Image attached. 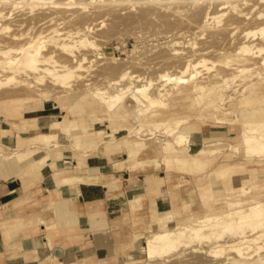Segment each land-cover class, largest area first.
<instances>
[{
  "label": "rangeland",
  "instance_id": "1",
  "mask_svg": "<svg viewBox=\"0 0 264 264\" xmlns=\"http://www.w3.org/2000/svg\"><path fill=\"white\" fill-rule=\"evenodd\" d=\"M17 1L23 2L25 0ZM41 1L43 3L36 6L34 11H31L30 6L24 3L16 6L0 3V12L5 16L0 18V48L11 49L9 61L13 65H20L23 53L22 48H27L30 43L38 38L39 45L43 48L44 54L50 52L49 50L51 48L47 45V36H49V32L53 28H58L63 32L88 27L87 38L91 41H95L97 46L100 45V49L94 50L93 48L84 47L76 49V53L79 55L82 53L87 54L91 62L85 63L84 66L87 69L82 72L85 77L73 82L75 86L73 85L71 87L72 89L55 86L50 83L48 79H45L42 83H34L32 86L22 85L19 88H16L15 84L9 86V89H17L21 92L15 95H2V89L0 87V114L3 115V117H0V151L3 150L1 149L3 146L4 149L14 148L13 138L18 133L22 139L28 140L29 143L31 141L32 147L36 146V148H39L36 156L32 159L33 161L46 152V149H44L40 143L34 144V138L39 135L47 134L48 132L56 133L58 134L57 141H54L52 144L58 145V147L52 149L54 152L61 151L59 159L68 163V167H66L65 170L66 173H64L65 176H86L82 175L81 171L76 168L78 159L81 157L80 155L85 152L87 154L85 160L87 161V159L98 152L101 155L100 157L103 158L104 164H107L109 160V165L108 167L106 165L104 168H100L97 173L100 174V176L111 174L110 176H112L113 183L119 184V177H116V174H119L120 171L130 169L128 153L125 150L118 151L111 149L112 151H107L105 145L109 143L116 145L117 143L127 142L129 140L137 143L142 141L143 145H141V147L144 145L146 147H144L140 154V159L156 158L157 161L154 164L158 165V163H160V168L155 169L153 165H150L145 168L137 167L134 171L141 173L139 179H144L149 174L151 176L153 174L156 180L159 177L164 178L161 183L165 184V189L157 195L160 201L156 202L154 205L151 202V208L147 205V199L145 200L142 197L141 204L143 206V211L139 213L140 219L136 220L137 222L127 223L125 229L127 228L129 230L126 231V233L125 229L120 227L124 230V233L120 234L116 240L111 241V246L108 247L107 250L102 251L98 257L64 259V261H60L59 259H55V257L53 258L50 252L49 254L47 253V256H49L48 260L46 262H41V264L52 262H54V264H220L224 260L227 263L228 261L226 259L234 255L228 251L218 258H212L201 251L192 252V248L188 247L168 257L149 260L142 250L145 246L146 238L151 235V232L160 231L163 229V226L173 228L176 224L189 222L193 220L194 217H203L206 213H220L228 209V204L231 201L242 203V205L245 206L252 204L256 199L264 202V157H246L241 145H239V151H235L233 147L228 148L227 143L232 144V146L238 145V143L240 144V126L236 123L232 125L229 124L231 119L235 120L233 115H228V122L226 121L227 123L223 122L222 124L217 123L212 117L213 114H218V116L225 115V103L229 101V98H227V92H225V83L222 81L218 82L216 80L217 84L209 85L215 83V80L211 81L210 75L214 74L216 71L222 72V74L225 75V69H229L232 64L224 62V60L226 57H231L232 55L223 52H225V48H233L234 44L237 43V40H232V42H234L232 44L230 41L232 38L228 39L224 34L225 22L229 18V15L225 12V6L216 7V3L211 0H121V2L120 0ZM68 2L76 4L59 5L60 3ZM177 7H180V14L174 13V9ZM239 8L247 11L246 6H241ZM204 10L216 11V19L213 20V22L210 20L211 23H209H213L211 26L209 24L207 28L203 29L199 27V29L198 26H201L204 21ZM55 13H57V15ZM71 13H73L75 17L71 21H68L65 17ZM51 14L58 16V19L54 22H48L49 19L45 17ZM192 14H196V16L193 17ZM241 26L240 30L247 32L253 31L256 27L252 22ZM235 38L234 36V39ZM253 39L254 37L251 38V40ZM172 40L175 41L169 44ZM212 49L217 52H210V50L214 51ZM97 51L99 53H96ZM202 51H205L206 54ZM100 53H102L103 56ZM55 55L61 60L67 57L59 53H55ZM188 59L195 62L205 59L206 63L205 65L198 66L196 69L197 73L195 74L197 78L195 80L184 83L180 88L175 87L174 89L172 84L165 87H171L172 90V95L166 99L168 108H156L160 111V115L155 117L154 120L156 119V121L160 120L159 122H162L171 120L172 117H174L175 120H189L185 121L187 123L181 125L182 127L192 126L191 130H187L190 133L189 142L182 144V146L177 145L176 147L178 150L185 149L188 156H191L190 159H192L193 162L188 161L183 164L174 163L172 166L168 167L167 170L162 161L164 152L161 145L164 143V139L169 138L173 140L174 137H168L167 134L164 133L165 127L162 125L159 126L158 131L154 123L149 124L148 121H145L147 123L138 121L132 114L130 117L124 118H120L117 115L114 121L113 119L105 118L106 113L104 106L86 93V91L90 90L92 87L89 86V88L86 83L92 82L94 87H103L105 86V76L106 78H116L123 70H127L125 68H128L127 71L130 70L129 72L131 74L135 76L140 75V77H142V80L136 82V84L143 85L149 80H152L154 87L163 83L159 81V74L166 73V71L169 73H177L179 70L178 68L183 66ZM19 72V74H16L18 78H26L28 76V73L23 70ZM12 75L14 74L10 70L1 72L2 79H5L6 76L12 77ZM129 81V79H126L123 81L124 83H122L129 84ZM193 82L209 85V87H207V95L203 97L201 104L198 103L191 91L192 85L190 84ZM230 84H232V86L234 85L232 81L229 82V85ZM76 86H79L80 89ZM86 86L88 89H86ZM45 90H50L49 93L51 94L52 92L53 94L50 103L46 105L49 106L48 108L50 110L45 108L47 111L41 112L39 117L35 120L29 121L24 119L25 112L40 110H31L32 107L30 105L23 106L26 97L34 96V98H36L38 97V92L40 93ZM54 94L60 98H57ZM81 96L82 98L80 99ZM61 100L65 101L64 107L60 105ZM212 100L214 101L211 108L205 107V104ZM18 101L20 102L17 103ZM74 101H77L75 104L76 108L79 107L80 104L82 106L86 105L85 107H96L97 115L94 113L95 117L91 118L87 110L81 113L73 112L72 110L75 108L72 107L69 109V107ZM125 102L132 111L135 102L130 98V95H127ZM44 103L47 104V102ZM19 104H21L22 107H19ZM219 104L223 105L222 108L218 110ZM57 107L58 109L51 110ZM226 107H228V105H226ZM33 114L38 113L28 114V116H32ZM11 117L15 120L9 121ZM65 117L70 120H77L79 125H86L88 127L89 130L87 133H89V136L84 138V141H91L90 138L93 137V142L89 144V147L93 149L77 148L74 146L73 137L71 138V136L64 134L60 128H47L53 123L64 121ZM92 119L95 120L92 122ZM152 120L151 118L149 121L152 122ZM138 126L140 129L146 127L145 133L143 129L142 133L137 134L135 130H138ZM41 127H43V129H41ZM78 129H81V127ZM256 134H264V129L257 131ZM204 136L211 137L203 142ZM97 137L102 138L98 139ZM5 139L6 142L3 141ZM102 142L105 143L102 144ZM81 143H83V140L78 141L77 146L81 147ZM214 144H218V146L213 149ZM224 144L225 148H223ZM69 145L73 146V149L70 148ZM26 146H30V144ZM26 146L18 144V150L25 152L30 148ZM95 148H97L95 152L92 151ZM10 149H6V151ZM193 149L196 150L192 151ZM69 152L74 153L75 162L72 159L64 158V156L69 155ZM0 160H2V158H0ZM194 160H198L197 163L199 167H197V169H193L195 166ZM86 161L85 167L95 166L93 163L88 165ZM4 162L3 171L10 175L12 173V176L18 175L17 171L28 165L27 162L19 164L17 157L12 154L11 158ZM236 162H240L242 166L237 169H232V166H234ZM113 163L116 164L113 165L114 167L110 168L109 166ZM120 163H122V165H120ZM223 164H225V170L229 171V175L222 178V182H219L217 181L218 178L216 179L213 176L216 173V168ZM15 166H18L17 170L15 169L16 171L10 173ZM50 169L52 168L50 167ZM50 169L46 170L50 171ZM201 174L207 177L204 178V181L199 179ZM126 178H129L128 174ZM134 181L135 180L130 181L132 184H130L131 186H133ZM250 181L253 182V186L248 183ZM243 182L247 183L246 190L248 191H246L247 193L244 196L239 194V188L227 189L230 188L229 186L237 187ZM125 186H129V182H127ZM198 186L202 187L199 188ZM125 190L130 189L127 188ZM125 196L126 195H121L119 199L123 204L128 202L127 196ZM62 201L63 200L60 199L56 202L57 209H60L61 206L64 205ZM161 201L167 203L165 208L159 206ZM186 202L188 204L187 206ZM53 205L54 204H52L51 207H53ZM54 217L57 219L58 228L60 229L61 224L65 223L64 221H67L66 219L69 217L67 208L63 211L58 210L57 216L55 215ZM152 220L155 221V223L159 222V225H153ZM148 222L149 225L147 224ZM58 233L59 230H56L54 236L58 235ZM228 237L229 235H226V239H229ZM50 243L52 247H55V242L51 240ZM22 245L28 250H31L35 258L42 256L44 259L46 257V252L50 251L44 250L41 251V254L39 253L38 250L43 245L40 239L32 238L23 242ZM214 246L211 244H200L199 248L207 249L210 247L209 249H213ZM262 254H264V251ZM250 255H255V253H250ZM246 258L239 259L235 264H252L251 260H247ZM228 264L231 263L228 262Z\"/></svg>",
  "mask_w": 264,
  "mask_h": 264
},
{
  "label": "bare ground",
  "instance_id": "2",
  "mask_svg": "<svg viewBox=\"0 0 264 264\" xmlns=\"http://www.w3.org/2000/svg\"><path fill=\"white\" fill-rule=\"evenodd\" d=\"M211 1L216 3V7L225 6V12L229 15V18L225 22L224 34L226 38H232L230 40L231 42L232 40H237V43L234 44L233 48H225V52L222 51L225 54L232 55L231 57H226L224 60V62L231 63L232 66L229 69H225V75L219 71H216L214 74L210 75L211 81L215 80V83H211L209 85L217 84L216 80L218 82L222 81L223 83H225V92H227V98H229V101L225 103V115L218 116V114H213L212 117L217 123L222 124L223 122H228V115H233V117H235V120L231 119L229 124L232 125L233 123H236L238 126H240V144L238 143V145L232 146V144L227 143L228 148L233 147L235 151H239V145H241L243 147V153L246 157H264V134H256L257 131L264 129V0ZM0 3L11 4L15 6L24 3L30 6L31 11H34L35 7L39 4H42L43 2L41 0H25L23 2H18L17 0H0ZM73 4L76 3L68 2L60 3L59 5ZM241 6H246L247 11L240 9L239 7ZM204 11V21L202 22L201 26H198V28H207L211 23L210 20L213 22V20L216 19V11ZM174 13L180 14V7L175 8ZM55 14L57 15V13ZM192 16L194 17L196 16V14H192ZM3 17L5 16H3L2 12H0V18ZM74 17V14L71 13L68 14L65 18L68 21H71ZM45 18L49 19L48 22H54L58 19V16L51 14L49 16H46ZM249 22H252L256 25L253 31L247 32L244 30H240V28L242 27L241 25H246ZM212 24H210V26ZM87 30L88 27H83L75 30L61 32L58 28H53L49 32V36H47V45L51 48L49 50L50 52L44 54L43 48L39 45L38 38L32 43H30L27 48H22V60L19 66L13 65L9 61L11 49L0 48V87L2 89L1 94L4 96H6L7 94H20V91H18L17 89H9V86L14 84L16 85V88H19L22 85L32 86L34 83H42L45 79H48V81L55 86L72 89L71 87L74 85L73 82H75L76 80L83 79L85 77L82 73L83 70L87 69L84 66L85 63L91 62L87 54L82 53L79 55L76 53V49H80V47L93 48L94 50L100 49V45L97 46V43L95 44V41H91L87 38ZM234 36L236 37L235 39ZM253 37L254 39L251 40V38ZM174 41L175 40H172L171 42H169V44L173 43ZM233 43L234 42H232V44ZM210 52L217 51L210 50ZM55 53L63 54L67 57H65L64 60H61L60 58L56 57ZM96 53L99 52L97 51ZM100 54L102 55V53ZM205 63V59H201L196 62L192 61L191 59H188L183 66L178 68L179 70L177 73H169L166 71V73L159 74V81H162L163 83L154 87L152 80H149L148 82H146V84L143 85L136 84V82L142 80V77H140V75L135 76L134 74H131L129 72L130 70L127 71L128 68H125L127 70H123L120 75L116 78H110L109 76V78H106L105 76V86L101 84L103 87H94V84L92 82L86 83L88 87H94H89L90 90H87L86 93H88L90 97H92L102 106H104L106 113L105 118L107 117V119L110 118L114 121L117 115L120 118H124L130 117L132 114L133 117L138 121H148L149 124L154 123L157 129L161 125L164 126V133H166L168 137H174L173 140L169 138L164 139V143L161 145V148L164 152V158L162 161L167 168L172 166L174 163L183 164L188 161L193 162L192 159H190L191 156H188L185 149L178 150L176 147L177 145L182 146V144L189 142L190 133L187 130H191L192 126H181L183 123H187L185 121L189 120H175L174 117H172L174 119L170 117L171 120L159 122L160 120L156 121V119L154 120V118L160 115V111L156 108H168V103L166 102V99L172 95V90L171 87H169L170 89L165 87H167L169 84H172L174 89L175 87L180 88L181 86H183L184 83H188L192 80H195L197 78L195 74L197 73L196 69L200 65H205ZM8 70L12 71L14 75H12V77L6 76L5 79H2L1 72H7ZM20 70H23L24 72L28 73V76L26 78H18L16 74H19ZM126 79L130 80L129 84H123V81H125ZM231 81L234 84L233 86L232 84L229 85V82ZM190 85H192L191 91L193 92L196 100L199 104H201L203 101V97L207 95V87H209V85L202 84L199 82H193ZM76 87L80 89L79 86ZM88 87L86 89H88ZM49 91L45 90L41 91L40 93L37 91L38 97L36 98H34V96L26 97V100L23 102V106L30 105L32 107L31 110H44L45 108L49 109V106L46 105L50 103L51 97L53 95L52 92L50 94ZM127 95H130V98L135 102V106L132 111L128 108V105L125 102ZM54 96L56 95L54 94ZM54 96L53 98L55 99ZM82 96L80 97V99L82 98ZM56 97L60 98L59 96ZM20 101H18L17 103H19ZM77 101L71 103L69 109L75 107ZM213 101L214 100L206 103L205 107L211 108ZM44 102H47V104H45ZM64 103V100L60 101L61 107L65 106ZM222 105H218V110L222 108ZM226 105H228V107H226ZM19 107H22L21 104H19ZM55 109H58V107L53 108L52 110ZM151 118L153 119L152 122L149 121ZM11 119L14 118L11 117ZM94 120L95 119H92V122ZM57 127L60 128L62 132H64V134L71 136V138L73 137L75 143V145H73L76 147L78 141H81L82 139L87 138L89 136V133H87L89 129L86 125L81 126L78 124L77 120H70L67 117H65L64 121L53 123L48 128L54 129ZM80 127L81 129H78ZM143 129L145 133L146 127ZM143 129H140V127L138 126V130L135 131L138 134L142 133ZM57 137L58 134L51 132H48L44 135L36 136L33 140L34 144L40 143L42 147L46 149V152L42 156L35 158L32 161V159L36 156L37 150L39 148H36L34 144V147H32L31 141L29 143L28 140L22 139V137L17 133L13 138L14 148L4 149L3 146V148H1L3 150L0 151V158H2V161H8L11 158L12 154L17 157L20 163L27 162L28 165L21 169L18 176H28L31 173L32 169L41 163L40 160L48 153H51V155L55 158L53 165V168L56 170L55 176L63 175L64 173H66L65 170L66 167H68V163L59 159V157L61 156V151L54 152V150L52 149L58 147V145L52 144L54 141H57ZM210 137L211 136H204L203 142L210 139ZM18 144L21 146H26L30 144V146H26L30 148L25 152H21L22 150H18ZM127 144L128 143L125 141L117 143L116 145H114V147H116L118 151H121L122 149L126 148ZM141 145L143 144H138L135 147L136 151L139 147H141ZM217 146L218 144H214L213 149ZM69 147L73 149V146L69 145ZM223 148H225V144ZM6 149L10 150L6 151ZM194 150L196 149H193L192 151ZM84 155L85 154H81L80 156ZM198 159L202 160L200 158ZM82 161H78L77 165V169L81 171L82 175H86L87 177H96L100 180L102 184L106 183L104 181V178L97 173L100 169L99 167L94 166L87 168L82 164ZM194 161V165L198 166H194L193 169H197V167H199V164L197 163L198 160ZM241 166L242 165L240 162H236V164L232 166V169H237ZM216 171L217 173L213 176L216 179L218 178L221 180V178H225L229 175V171L225 170V167L223 166L218 167ZM64 177L65 176L59 178L58 184H54L51 177L48 178L47 181L48 184L50 183L51 186L55 187V189H61V187L65 183V181L63 180ZM248 183L253 186V182L250 181ZM246 184L247 183L243 182L237 187H234L232 185L233 187L229 186L230 188L227 189L239 188V194L241 196H244L248 192L246 190ZM142 187H140L137 193H140L142 191ZM112 189L113 186L109 185V190ZM227 208L228 209H226L225 211H222L217 214L206 213V215L203 217H194L193 220L186 223L176 224L173 228H167L163 226L162 230L157 232H151V235L146 238L145 246L142 248V250L145 252L149 260L155 258L168 257L174 253H179L180 251H182L183 248L191 247L192 252L201 251L212 258H218L222 256L226 251H228L229 253L234 254L226 259L231 264H235V262L239 259H245L246 257L247 260H251L252 264H264V254H262V252L264 251V202L258 201L256 199L254 202H252V204H248L245 206L242 205V203L231 201L228 204ZM41 222L42 224L47 223L45 220H42ZM46 228L47 230L51 229L49 228L48 224H46ZM226 235H229V239H226ZM200 244H211L212 246H216H214L213 249H209L211 246L207 249H203L199 248ZM44 250L52 251L54 253L55 259H59V257L62 256L61 253L59 255L55 253V251L57 250L56 248L51 246L50 241H46V244H43L38 251L41 254V251ZM250 253H255V255L251 256ZM228 262L226 263V261L224 260L220 264H228Z\"/></svg>",
  "mask_w": 264,
  "mask_h": 264
},
{
  "label": "crops",
  "instance_id": "3",
  "mask_svg": "<svg viewBox=\"0 0 264 264\" xmlns=\"http://www.w3.org/2000/svg\"><path fill=\"white\" fill-rule=\"evenodd\" d=\"M85 106L80 104L77 108L75 106V109L72 111L81 113L86 112L87 110L90 117H95L94 113L97 115L96 107ZM41 112H45V109L33 112L27 111L24 113V119L29 121L35 120L39 117ZM32 113L38 114L28 116V114ZM0 117H3V115L0 114ZM12 120L15 119H9V121ZM41 129H43V127H41ZM97 138L99 139L102 137ZM93 139V137L90 138L91 141H84V139H82L83 143H81V147L77 146V148L89 149V144L93 142ZM3 141L6 142V139ZM127 142L129 143L126 148L122 150H125L128 153V163L129 166H131L130 169L120 171L119 174H116V177H119V184L113 183L112 176H110L111 174L106 176L101 175L106 182L103 184L96 177L81 175L65 176V174L55 177L56 170L53 168L55 158L51 153L44 156L40 160L41 163L35 166L28 176H12L13 174L11 172L16 171L18 166L13 167V170L10 171L11 175L6 174L3 171L5 162L1 160L0 264H41V262H46L48 260L49 256H47V253L49 254L50 252V255H53L52 257L54 258V253L52 251L46 252V257L44 259L41 257L35 258V255L31 253L32 251L25 248L23 246L24 244L22 245L23 242L32 238L40 239L43 244H46V241L51 240L55 242L54 248H56L57 251H60L62 255L59 257L60 261H64V259L98 257L102 251L107 250L108 247L111 246V241L116 240L120 234L124 233V230L120 227L125 229L127 223L137 222L136 220L140 219L139 213L143 211L141 197L145 200L147 199L148 207H150L152 203L154 205L156 202L160 201L157 198V195L165 189V184L161 183L164 178L159 177L156 180L153 174L152 176L149 174L146 178L139 179L141 173L134 171L137 167L145 168L150 165H153L155 169H159L160 164H154L157 161L156 158L140 159V154L146 146L139 147L137 151L135 147L138 144H143L142 141L137 143L129 140ZM104 143L105 142H102V144ZM105 147L107 148V151H110L111 149L117 150L112 144L105 145ZM96 149L97 148L92 151L95 152ZM84 153H82V155ZM73 154V152H69V155L64 156V158L74 160ZM85 155L78 159L80 162L84 160L82 161L84 166L87 154L85 153ZM100 156V153L97 152L87 159L86 163L88 165L93 163L99 168H104L106 165L108 167L109 160L107 164H104L105 162ZM115 164L116 163H113L109 167H114L113 165ZM120 165H122V163H120ZM221 166L225 167V164ZM50 167L52 169H50ZM21 169L22 168L17 171L18 174ZM46 169H50V171ZM127 174L129 175L128 179L126 178ZM62 176H65L63 179L65 183L61 189H55L50 183L48 184V178L51 177L53 183L58 184L59 178ZM204 178L207 177L202 176V174L199 177L202 181H204ZM132 180H135L133 186H131L132 184L130 183ZM217 181L222 182L220 179ZM127 182H129V186H125ZM109 185L113 186L112 190H109ZM140 187H142V191L137 193ZM127 188L130 190H125ZM121 195L127 196V203L123 204L122 201H119ZM60 199L63 200L62 203H64V205H62L60 209H57L56 202ZM52 204H54L53 207H51ZM161 204L159 206L165 208L167 203L161 201ZM187 205L186 202V206ZM66 208L69 217L66 219L67 221H64L65 223L61 224V228L59 229L58 221L54 216H57L58 210L63 211ZM42 220L47 222L46 224L49 225V228H51L50 230H47L46 224H42ZM147 224L149 225V222ZM152 224L159 225V222L155 223V221L152 220ZM126 229L125 233L129 230ZM56 230H59V233L54 236ZM21 246L23 247L20 248ZM48 264H54V262Z\"/></svg>",
  "mask_w": 264,
  "mask_h": 264
},
{
  "label": "water",
  "instance_id": "4",
  "mask_svg": "<svg viewBox=\"0 0 264 264\" xmlns=\"http://www.w3.org/2000/svg\"><path fill=\"white\" fill-rule=\"evenodd\" d=\"M55 253H56L57 255H59V254H60V252H59V251H55Z\"/></svg>",
  "mask_w": 264,
  "mask_h": 264
}]
</instances>
